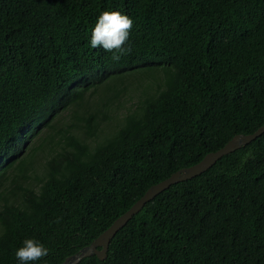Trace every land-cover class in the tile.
Returning <instances> with one entry per match:
<instances>
[{"label": "trees", "instance_id": "16d2710c", "mask_svg": "<svg viewBox=\"0 0 264 264\" xmlns=\"http://www.w3.org/2000/svg\"><path fill=\"white\" fill-rule=\"evenodd\" d=\"M104 11L133 20L118 62L90 46ZM262 124L264 0H0V264L29 238L49 249L30 264H60L150 185ZM35 139L41 176L9 200ZM76 264H264V131Z\"/></svg>", "mask_w": 264, "mask_h": 264}, {"label": "water", "instance_id": "95a60500", "mask_svg": "<svg viewBox=\"0 0 264 264\" xmlns=\"http://www.w3.org/2000/svg\"><path fill=\"white\" fill-rule=\"evenodd\" d=\"M264 131V124L260 125L253 132L248 134H236L232 136L223 146L215 151L206 153L199 161L186 167H181L172 172L166 178L150 185L144 193L123 213L117 216L108 227L100 232L88 245L82 247L77 252L67 256L60 264H76L82 258L95 255L99 260L104 259L108 243L115 232L121 228L126 221L135 214L142 205L154 197L156 194L166 189L169 185L191 178L211 166L220 156L230 153L250 142Z\"/></svg>", "mask_w": 264, "mask_h": 264}, {"label": "clouds", "instance_id": "9594fccd", "mask_svg": "<svg viewBox=\"0 0 264 264\" xmlns=\"http://www.w3.org/2000/svg\"><path fill=\"white\" fill-rule=\"evenodd\" d=\"M132 27L133 20L128 15L119 11H104L97 18L91 31L90 46L93 49L102 48L106 52H111V59L118 62L131 52L128 40ZM48 254L49 249L43 243L29 238L25 239L23 245L16 250L15 257L20 264H30V262L41 260Z\"/></svg>", "mask_w": 264, "mask_h": 264}, {"label": "rangeland", "instance_id": "374dc122", "mask_svg": "<svg viewBox=\"0 0 264 264\" xmlns=\"http://www.w3.org/2000/svg\"><path fill=\"white\" fill-rule=\"evenodd\" d=\"M137 80L141 83L143 82V78L139 77L137 75ZM134 77L131 76V80H133ZM49 130L46 128L41 131L39 134V138L44 137ZM41 140V139H40ZM39 139H35L33 142V151L31 152V155L26 156L22 160V162L19 164L18 161L15 162V164H19L18 166L13 164L12 167L9 169V172L7 174V180L4 182L3 186L5 187V192L7 193V196L9 197V200H15L17 199L16 196H13L12 193H15L18 195L19 191H17V186H24L26 184L33 186L35 184L34 177H40L41 176V169L43 165V154L42 150L47 149L49 147L47 141H40ZM55 140V139H54ZM43 154V155H42ZM17 166V167H16ZM24 175L25 178L22 179L21 175ZM18 184V185H17Z\"/></svg>", "mask_w": 264, "mask_h": 264}]
</instances>
